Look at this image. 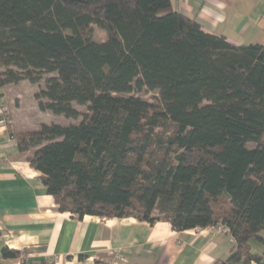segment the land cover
<instances>
[{"label": "trees", "instance_id": "obj_1", "mask_svg": "<svg viewBox=\"0 0 264 264\" xmlns=\"http://www.w3.org/2000/svg\"><path fill=\"white\" fill-rule=\"evenodd\" d=\"M21 82L79 121L11 134L59 212L227 227L222 264H264V45L206 33L171 0H0V88Z\"/></svg>", "mask_w": 264, "mask_h": 264}, {"label": "crops", "instance_id": "obj_2", "mask_svg": "<svg viewBox=\"0 0 264 264\" xmlns=\"http://www.w3.org/2000/svg\"><path fill=\"white\" fill-rule=\"evenodd\" d=\"M171 3L206 33L234 45H264V0ZM39 90L28 82L0 88V103L9 106L12 120L9 127L0 126V264H96L109 254L124 260L119 264H222L227 259L233 242L217 228L177 232L164 221L151 225L135 218H78L59 212L41 173L27 161L34 152L22 153L11 136L45 123L35 126L32 120L39 112ZM251 244L264 252L259 242ZM4 248L19 255L5 258Z\"/></svg>", "mask_w": 264, "mask_h": 264}, {"label": "rangeland", "instance_id": "obj_3", "mask_svg": "<svg viewBox=\"0 0 264 264\" xmlns=\"http://www.w3.org/2000/svg\"><path fill=\"white\" fill-rule=\"evenodd\" d=\"M94 37L97 41L101 42V41H104L106 39V35L100 31L99 29H94ZM48 77V76H47ZM46 77V78H47ZM29 83V82H28ZM42 86H44V84L42 83L41 84ZM30 93L28 92V95ZM155 93H151V92H142V93H138L137 96L141 97L142 99L146 100V101H149V102H152L153 101V97H154ZM29 96L27 98V100L30 102L31 100H29ZM31 103V102H30ZM31 106V105H30ZM76 108L81 112V113H87V108L86 107H82V106H78V105H75ZM29 108H32V107H29ZM38 108V106H37ZM36 109V107H35ZM34 109H31L30 112L33 114L36 112H33ZM29 112V113H30ZM38 116H35L34 118H32L33 120V123L34 125L36 126L37 123L40 124V122H45V124H59V125H70V124H77V122L79 121H74V120H68L66 119L64 116H57V115H54V114H51L49 112L47 113H44V112H36ZM34 115V114H33ZM39 117V118H38ZM80 120V119H79ZM40 125H37V128H39ZM36 128V127H35ZM166 129L171 132L172 129H173V126L171 124H167L166 125ZM252 242H255V240H253ZM254 252L258 253L256 249H254Z\"/></svg>", "mask_w": 264, "mask_h": 264}, {"label": "built area", "instance_id": "obj_4", "mask_svg": "<svg viewBox=\"0 0 264 264\" xmlns=\"http://www.w3.org/2000/svg\"><path fill=\"white\" fill-rule=\"evenodd\" d=\"M11 122L12 120L9 106L7 104L0 103V126L9 127L11 125ZM217 229L227 235H229L230 233V230L227 227L219 226L217 227ZM231 239L234 243V239L232 237ZM123 261L124 260L119 255L109 254L107 258L98 260L96 264H119Z\"/></svg>", "mask_w": 264, "mask_h": 264}]
</instances>
